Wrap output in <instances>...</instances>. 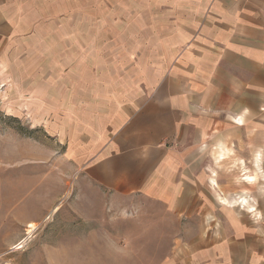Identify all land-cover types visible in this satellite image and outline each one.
I'll use <instances>...</instances> for the list:
<instances>
[{
    "label": "rangeland",
    "instance_id": "1",
    "mask_svg": "<svg viewBox=\"0 0 264 264\" xmlns=\"http://www.w3.org/2000/svg\"><path fill=\"white\" fill-rule=\"evenodd\" d=\"M185 1L41 0L34 31L0 43V264H229L225 245L201 250L198 221L143 193L104 195L90 175L100 127L166 70ZM257 198L227 200L255 215Z\"/></svg>",
    "mask_w": 264,
    "mask_h": 264
},
{
    "label": "crops",
    "instance_id": "2",
    "mask_svg": "<svg viewBox=\"0 0 264 264\" xmlns=\"http://www.w3.org/2000/svg\"><path fill=\"white\" fill-rule=\"evenodd\" d=\"M40 1L0 0V43L34 31ZM184 8L156 88L122 124L100 127L90 175L115 198L143 193L198 221L201 250L221 244L229 264H264V0ZM234 193L256 194L257 213L230 203Z\"/></svg>",
    "mask_w": 264,
    "mask_h": 264
},
{
    "label": "bare ground",
    "instance_id": "3",
    "mask_svg": "<svg viewBox=\"0 0 264 264\" xmlns=\"http://www.w3.org/2000/svg\"><path fill=\"white\" fill-rule=\"evenodd\" d=\"M28 225H30V227H34V228H35V225H33V224H28ZM30 227H29V229H31ZM29 229H28V230H29ZM32 229H33V228H32ZM31 231H33V230H31ZM20 246H21V245H20Z\"/></svg>",
    "mask_w": 264,
    "mask_h": 264
}]
</instances>
